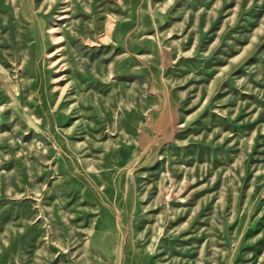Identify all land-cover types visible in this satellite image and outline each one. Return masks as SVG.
<instances>
[{
    "label": "rangeland",
    "instance_id": "obj_1",
    "mask_svg": "<svg viewBox=\"0 0 264 264\" xmlns=\"http://www.w3.org/2000/svg\"><path fill=\"white\" fill-rule=\"evenodd\" d=\"M0 264H264V0H0Z\"/></svg>",
    "mask_w": 264,
    "mask_h": 264
}]
</instances>
